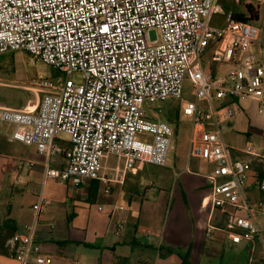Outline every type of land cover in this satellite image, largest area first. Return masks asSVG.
Masks as SVG:
<instances>
[{"label": "built area", "instance_id": "obj_1", "mask_svg": "<svg viewBox=\"0 0 264 264\" xmlns=\"http://www.w3.org/2000/svg\"><path fill=\"white\" fill-rule=\"evenodd\" d=\"M218 13V0H0V55L25 51L31 65L60 73L29 82L40 93L33 108L0 106V124L12 126L11 140L47 158L62 154L60 182L100 180L108 191L100 173L105 157L121 158L128 172L142 163L167 165L174 128L151 105L179 98L188 77L194 100L180 108L191 123L188 158L211 165L205 206L225 216L222 226L207 227L206 237L220 232L230 245L264 249V178L252 166L264 170V150L250 142L233 149L222 130L232 103L263 101L264 63L252 50L259 30L232 18L224 28L211 26ZM209 47L211 62L204 64ZM212 64L230 70L214 76ZM234 150L251 159L233 158ZM42 205L39 195L32 223L9 240L18 264H52L35 241ZM123 229L120 221L116 233Z\"/></svg>", "mask_w": 264, "mask_h": 264}, {"label": "crops", "instance_id": "obj_2", "mask_svg": "<svg viewBox=\"0 0 264 264\" xmlns=\"http://www.w3.org/2000/svg\"><path fill=\"white\" fill-rule=\"evenodd\" d=\"M256 8L258 18L255 23H260V26L255 25L259 30V42L253 45L258 47L259 56L254 54L264 63V12H261L259 7ZM211 70L214 76H219L230 68L212 64ZM38 100L39 96L31 108ZM262 100L255 102L263 103L264 97ZM238 102L240 101L232 104ZM8 108L22 109L11 106ZM231 122L232 118L225 124L229 126ZM11 131L12 126L0 124V184H7L6 187L11 190H17L18 185L24 187L38 185V188L36 191H29L22 203L0 201V223L10 220L11 226L15 229L14 236L23 233L25 227L33 221L31 207L37 202L39 195H42L43 205L37 220L35 241L40 245L41 251L51 257L52 264H70L72 261L79 264H159L160 258L166 264H182L183 251L189 255L187 260H184L186 263L198 264L194 256L197 250L193 242L189 241L183 247L177 244V239L172 235H162L152 225L167 202H173L175 199L178 204L189 203L187 194L189 191L192 192L190 195L192 202H196L199 209H208L205 239H211L206 237L209 225L220 227L224 223L225 216L222 211L205 206L210 194L209 176L212 172V167L207 162L211 167L210 171L203 170V167L195 163L198 170L193 174L198 177L199 182L190 179L187 183L180 184L175 195L167 182L170 178L167 173L158 177V191L153 192L145 185L149 181V186H152L150 176H146L144 169L137 168L134 172H128L124 170L121 158L108 156L102 160L100 172L109 179V190L105 191L100 180L79 182L77 185L73 181L65 183L57 181L54 177L58 176L65 164L63 155L47 158L34 146L11 140ZM244 145L230 146L241 150ZM237 150L233 151V158L251 159ZM112 159L114 162H110ZM252 166L254 172L259 171V176L264 178L261 176L264 175V170L254 162ZM171 172L173 178L183 174V171ZM44 176L51 178L47 177L48 179L44 181ZM252 190L255 192L254 195H257L255 186ZM97 207H101V211H98ZM120 221L124 229L117 234L116 227ZM213 236L218 241L215 247L198 244L197 249L201 248L207 252L232 248L239 253V256L234 258L236 263L264 264V255L259 248L254 246L251 248L244 243L230 245L226 236L220 232H215ZM153 253L156 260L153 259ZM0 264L18 263L11 254L0 255Z\"/></svg>", "mask_w": 264, "mask_h": 264}, {"label": "rangeland", "instance_id": "obj_3", "mask_svg": "<svg viewBox=\"0 0 264 264\" xmlns=\"http://www.w3.org/2000/svg\"><path fill=\"white\" fill-rule=\"evenodd\" d=\"M218 4L222 9V13L214 14L210 20V25L217 28L226 27L233 14L246 13L245 4L259 7L261 12H264V0H242L239 3L234 0H218ZM250 23L260 26V23ZM149 37L151 40L155 39L156 32L151 30L149 32ZM257 49L258 47L253 45V51L258 57L259 52ZM212 52L213 47H209L203 56L204 64L211 62ZM38 74L51 79L60 76L58 71L48 65L40 62H37L36 65H31L30 56L25 51H14L0 55V106L19 108H30L33 106L36 97H40V93L29 87L28 84L32 79H35ZM71 78L77 81L79 75L73 73ZM193 100L194 96L190 93V81L189 78L186 77L183 81L179 98H168L164 102H156L151 105V108L157 113L158 118L169 123L174 128V135L168 152L167 166L159 167L145 163L137 165L138 169H144L146 176H150V183L152 186H149V181H147L145 185L153 192L158 191V177L163 176L164 173H167L166 175L170 177L167 182H169L171 186V191H174L176 195L179 191L180 184L187 183L190 179L199 182L198 177L193 174L198 170L195 167V163L203 167V170L207 169V171H210L211 169L204 159L193 158L192 160H188L187 158L191 123L190 119L181 114L180 108L183 101ZM231 108L233 110L232 122L229 126L224 124L222 127L226 141L230 145L236 147H242L246 142H250L257 149L264 150V102L257 103L251 99L241 100L234 105L232 104ZM242 109H244V111ZM259 109L261 110L260 113L258 112ZM143 138L144 137L139 136V139L142 140ZM14 146L20 145L14 144ZM111 161H113V159L110 160V162ZM186 168L188 171H186ZM169 169L173 172L183 171V174L173 178L171 175L172 172ZM200 173H202V171ZM47 177L48 176H44V181L51 178ZM54 178L57 181L59 180L58 176ZM6 186L7 184H0V201L10 200V202L13 203H22L24 201V196L27 195L29 191H36L38 188V185H28V187L18 185L16 187L17 190H11ZM191 193L190 191L187 192L188 200H190L189 203L178 204L174 199L173 202L169 201L164 204L162 210L152 223L153 228L162 233V235H172L177 239V244L183 247L189 241L193 242V246L197 250L194 256L198 264H239L234 260V258L239 256V253L232 250V248H224L223 250L214 249L207 252L201 248L197 249L198 244H200V246L215 247L218 241L213 234L209 240L204 238L208 209H199L198 204L192 202L190 198ZM151 201H153V199H151ZM254 247L259 248L264 255V249L261 245L256 244ZM183 252L184 253L181 255L182 258L187 260L189 255L185 253L186 251ZM153 259L156 260L155 253H153ZM159 264H166V262L160 258Z\"/></svg>", "mask_w": 264, "mask_h": 264}, {"label": "trees", "instance_id": "obj_4", "mask_svg": "<svg viewBox=\"0 0 264 264\" xmlns=\"http://www.w3.org/2000/svg\"><path fill=\"white\" fill-rule=\"evenodd\" d=\"M246 13H236L231 16L232 19L241 22H255L258 18V11L256 7L250 4L245 5ZM261 176H264L261 174ZM15 229L11 226L10 220L0 223V255L13 254V248L9 245V240L13 238ZM182 258V264H188Z\"/></svg>", "mask_w": 264, "mask_h": 264}]
</instances>
